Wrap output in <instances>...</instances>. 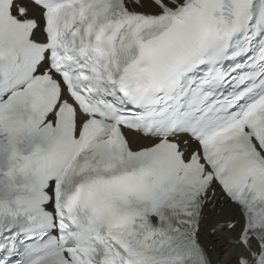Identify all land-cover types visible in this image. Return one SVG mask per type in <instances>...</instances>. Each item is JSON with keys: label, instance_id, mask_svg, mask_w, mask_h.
Listing matches in <instances>:
<instances>
[{"label": "snow or ice", "instance_id": "6c2138e0", "mask_svg": "<svg viewBox=\"0 0 264 264\" xmlns=\"http://www.w3.org/2000/svg\"><path fill=\"white\" fill-rule=\"evenodd\" d=\"M0 264H264V0H0Z\"/></svg>", "mask_w": 264, "mask_h": 264}]
</instances>
